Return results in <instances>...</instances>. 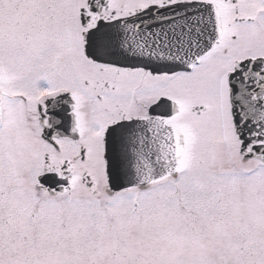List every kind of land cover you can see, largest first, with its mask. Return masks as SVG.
<instances>
[{"label": "snow or ice", "instance_id": "6c2138e0", "mask_svg": "<svg viewBox=\"0 0 264 264\" xmlns=\"http://www.w3.org/2000/svg\"><path fill=\"white\" fill-rule=\"evenodd\" d=\"M0 264H264V0H0Z\"/></svg>", "mask_w": 264, "mask_h": 264}]
</instances>
